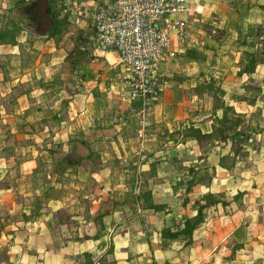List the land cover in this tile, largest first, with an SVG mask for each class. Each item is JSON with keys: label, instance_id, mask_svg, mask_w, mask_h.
<instances>
[{"label": "crops", "instance_id": "1", "mask_svg": "<svg viewBox=\"0 0 264 264\" xmlns=\"http://www.w3.org/2000/svg\"><path fill=\"white\" fill-rule=\"evenodd\" d=\"M14 2L0 0V10ZM243 2L186 0L189 9L179 15L189 23L224 5L225 25L234 7L244 6L240 30L263 29L264 0ZM44 36L39 25L24 29L16 43H0V264H82L85 252L95 264H264V61L239 72L242 64L224 56L218 95L242 114L226 137L215 134L224 109L214 96L194 89L186 97L168 79L144 113L120 103L116 122L102 128L95 94L117 54L84 56L83 84L70 93L64 72L54 76L59 58ZM253 36L257 48L264 32ZM134 117L132 135L126 122ZM189 124L208 137L185 135ZM71 138L98 156L74 164L60 158L58 166L52 153L67 151ZM207 192L218 196L190 238L162 233L196 214Z\"/></svg>", "mask_w": 264, "mask_h": 264}, {"label": "rangeland", "instance_id": "2", "mask_svg": "<svg viewBox=\"0 0 264 264\" xmlns=\"http://www.w3.org/2000/svg\"><path fill=\"white\" fill-rule=\"evenodd\" d=\"M34 1L38 2V0ZM86 1L88 0H58V3L63 5L61 11V31L55 38L49 37L53 39L51 44L55 47L53 52L54 56L59 58V61L55 64L56 68L54 69V76L55 73L60 74V70L64 72L63 76L68 80L70 85V93L77 91L79 86L83 84L81 82V80H83L81 74L83 68L82 61L84 60L83 57H92V44L88 36L91 31V11L98 1L93 0L91 3H87ZM251 2L252 0H245L243 3L249 4ZM243 7L244 6H242L241 9ZM6 8L7 6L0 10V19L4 13L7 14ZM25 8L26 6L22 7V9ZM241 9L237 6L234 7L231 14L232 18L228 21V24L225 25L223 18L224 5L209 10L207 14L200 12L192 22L189 21L188 36L186 37L183 46H181L182 50L175 52L172 57V59L176 57L173 59L175 63L172 64L173 61H169V69H167V79L173 81L174 87L176 88H174V90L178 91L179 94L184 93L186 97H191L196 90V87L193 88L192 86V78L199 68H204L202 66L205 63L210 66L216 65L220 68V72L215 71L220 80L223 75L222 72H224V69H221V67L224 66V56H226L225 59L230 58L235 62L246 64L248 56L244 53L245 50L257 49L261 46V43L259 42L258 47L256 48L255 41L257 39H255L253 35L255 33L264 32V28L248 27L247 29L240 30L236 19L238 16L240 17L239 13ZM14 12L15 14H18V11L15 10ZM31 23L32 22L27 21L24 29H31V31L33 29L38 30L39 25L43 29L47 28V25L41 22V20H39V25L36 24L32 26ZM44 37L48 38L47 35ZM40 42V40H37V44H40ZM30 49L34 48L32 47ZM203 60H205V62H203ZM176 63L178 65H176ZM209 65H206L205 67H208ZM120 73L121 69L118 66L107 67L106 76L99 79L103 86L101 89H98V93L95 95L100 100L99 109L102 112V115L100 116L102 128H108L112 125V122H116L114 109L119 106L120 103L122 104L124 102L125 104L126 102V100L120 97ZM56 76L58 75L56 74ZM226 87L228 92H230L229 87ZM115 91L118 98L112 96ZM234 91L241 92V88H235ZM197 103L198 108L202 109L206 108L205 106L208 105L204 99ZM131 107L129 106V108ZM132 118H130L126 124L129 123V128H131L130 134L134 135L135 125L138 124V118L134 117V120H131ZM117 121L122 122L123 119L121 121L117 117ZM130 121L132 122L130 123ZM102 133H104V135L108 134L105 133L104 129H102ZM69 143L70 145L67 151L54 150L52 153L53 159L57 161L58 166H60V158H64L66 154L72 151L74 152L75 157L80 158L87 157L90 152L91 154L88 158L91 160L98 156L97 150L93 149L90 150L88 154L76 153V144L73 149L70 140ZM63 182L67 185L71 184V181L65 179H63ZM75 182L76 180H74V183ZM107 262L111 263V260H107Z\"/></svg>", "mask_w": 264, "mask_h": 264}, {"label": "built area", "instance_id": "3", "mask_svg": "<svg viewBox=\"0 0 264 264\" xmlns=\"http://www.w3.org/2000/svg\"><path fill=\"white\" fill-rule=\"evenodd\" d=\"M186 0H98L91 11L94 50L117 54L120 97L144 113L167 81L174 44L183 46L188 22ZM195 11H202L197 5ZM174 43V44H173Z\"/></svg>", "mask_w": 264, "mask_h": 264}, {"label": "trees", "instance_id": "4", "mask_svg": "<svg viewBox=\"0 0 264 264\" xmlns=\"http://www.w3.org/2000/svg\"><path fill=\"white\" fill-rule=\"evenodd\" d=\"M47 14L51 20V26L45 29V34L48 37L55 38L61 31V11L63 5L58 3V0H48ZM23 6H26L25 9H22ZM18 11V14H15L14 11ZM7 14H3L0 19V43H16L18 35L24 30L26 27V22L30 21L32 23H38L41 19L39 14V9L37 2L34 0H15V2L7 6L6 8ZM91 31L89 32V39L92 44V51H94L93 46V38L91 36ZM261 46L257 49L245 50V54L248 56L246 64L242 63V66L239 69V72H251L254 70L255 65L259 62L264 61V36L260 38ZM197 83L195 85L197 92L208 91L212 92L214 96V104L221 105L224 109L223 116L219 119V126L215 130L216 135H221L226 137V130L232 127V125L237 124L242 119V114H238L235 112L233 106L231 104H225L224 101L220 99L218 95L221 88L219 84V77L217 73L211 68H202L197 74ZM184 134H191L198 137L200 140H204L207 134H202L200 129L192 124L185 125ZM75 139L71 138L72 148L75 147ZM85 143L84 140H81ZM91 152L87 155H89ZM67 158V159H65ZM62 159L66 160L68 164H74L81 159L80 157H75L74 152H69L62 157ZM60 162V161H59ZM218 196L217 193L207 192L203 194L202 198L204 199V203H200L196 214L193 216H186L179 228L176 230H170L168 227L162 228V233L166 236L170 237H178L183 235L185 237L188 236L190 238L192 231L195 227H197L205 217V211L203 210L205 205L208 202L213 201ZM190 242V239L185 240V243ZM111 251V246H107L104 253H108ZM103 255V254H102ZM95 258L92 257L90 252L84 253V261L82 264H95Z\"/></svg>", "mask_w": 264, "mask_h": 264}, {"label": "water", "instance_id": "5", "mask_svg": "<svg viewBox=\"0 0 264 264\" xmlns=\"http://www.w3.org/2000/svg\"><path fill=\"white\" fill-rule=\"evenodd\" d=\"M48 0H38L37 5L39 9V14L41 17V22H43L47 27L51 26V20L47 14V7H48ZM76 153L81 154H88L90 152V149L87 145H85L82 141L76 140Z\"/></svg>", "mask_w": 264, "mask_h": 264}]
</instances>
